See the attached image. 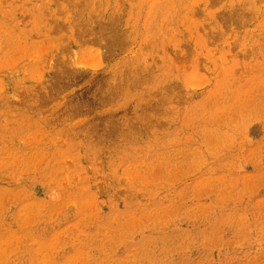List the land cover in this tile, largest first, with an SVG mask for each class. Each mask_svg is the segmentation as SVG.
I'll use <instances>...</instances> for the list:
<instances>
[{"label": "rangeland", "instance_id": "374dc122", "mask_svg": "<svg viewBox=\"0 0 264 264\" xmlns=\"http://www.w3.org/2000/svg\"><path fill=\"white\" fill-rule=\"evenodd\" d=\"M0 264H264V0H0Z\"/></svg>", "mask_w": 264, "mask_h": 264}, {"label": "bare ground", "instance_id": "6f19581e", "mask_svg": "<svg viewBox=\"0 0 264 264\" xmlns=\"http://www.w3.org/2000/svg\"><path fill=\"white\" fill-rule=\"evenodd\" d=\"M115 38H116V37H115ZM116 40H117V39H116ZM108 46H109V45H108ZM105 51H106V50H105ZM105 51H104V52H105ZM104 54H105V53H104ZM61 71H62V70H61Z\"/></svg>", "mask_w": 264, "mask_h": 264}]
</instances>
